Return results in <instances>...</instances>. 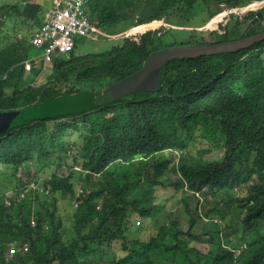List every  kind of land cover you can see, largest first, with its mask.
I'll return each mask as SVG.
<instances>
[{
    "label": "trees",
    "instance_id": "obj_1",
    "mask_svg": "<svg viewBox=\"0 0 264 264\" xmlns=\"http://www.w3.org/2000/svg\"><path fill=\"white\" fill-rule=\"evenodd\" d=\"M141 2L89 0L94 41L109 43L108 31ZM147 3L105 51L81 49L78 41L68 54L54 55L42 84L34 83L40 69L27 75L40 4L1 5L0 110L123 79L168 46L171 15L189 14L198 3L212 8L214 0ZM215 3L243 8L248 22L258 17L249 34L264 30V0ZM207 27V34L192 31L188 44L240 37L222 29L219 13L210 14ZM162 71L157 92L137 91L0 135V173L9 180L0 183V264H264V41L174 59ZM183 131L209 133L218 154L192 150Z\"/></svg>",
    "mask_w": 264,
    "mask_h": 264
},
{
    "label": "water",
    "instance_id": "obj_2",
    "mask_svg": "<svg viewBox=\"0 0 264 264\" xmlns=\"http://www.w3.org/2000/svg\"><path fill=\"white\" fill-rule=\"evenodd\" d=\"M258 20V17L251 20L249 28L238 39H226L214 44H180L156 50L144 60L140 69L101 90L81 91L78 88H66L39 104L0 110V135L30 121L60 114L80 113L92 106L105 104L137 91L157 92L166 78L162 68L171 60L238 52L263 42L264 30L249 34Z\"/></svg>",
    "mask_w": 264,
    "mask_h": 264
},
{
    "label": "rangeland",
    "instance_id": "obj_3",
    "mask_svg": "<svg viewBox=\"0 0 264 264\" xmlns=\"http://www.w3.org/2000/svg\"><path fill=\"white\" fill-rule=\"evenodd\" d=\"M25 2L28 3H32V4H36L39 3L40 4V11H39V18L41 21L44 20V17H42V11L45 10V7L49 6L50 4V0H24ZM148 0H142V2L140 3V7L138 10H136L135 12H127V18L125 20L120 21L119 23H117L115 25V27L111 28L108 33L110 34L109 37L108 34H106L105 38H107L109 41V43L115 39H118L122 36H124L128 31H129V27L130 25H132V16H138L141 15V12L143 13L144 7L148 8L149 4L147 3ZM152 1V0H150ZM156 0H154L155 2ZM22 0H0V6L4 5V4H14L17 5L19 8H24V3ZM49 2V3H48ZM152 8V7H151ZM149 8V10L151 9ZM214 8V9H213ZM223 8L224 6L221 4H217L215 3L214 0V5L212 6H207L204 3H198L191 11L189 14H185V15H177V14H173L170 17V21H169V29L167 31V33L165 32V34L163 35V39L166 45L168 46H172V45H180V44H188L190 41V34L192 31H197V32H205V34L208 33L209 28L207 27L208 24V20L210 18V14H216L218 15V13L223 12ZM49 10V9H48ZM245 14L243 16L238 17V20H236L235 18H233L230 21H226L224 19V22H222V29L223 27H227L224 31H227V33H229V35H235L238 34L240 32V34L242 32H244L247 28H249V23L246 19H245ZM27 21V20H26ZM19 23V19H12L7 21V25L8 26H12L13 23ZM26 23V22H25ZM25 23L23 25L24 30L26 29L25 27ZM264 24V22H263ZM248 26V27H247ZM6 28L8 27H4V31L6 30ZM9 29V28H8ZM39 28L35 29V31H37ZM34 31V32H35ZM234 31V32H233ZM18 36H22V32H20L18 34ZM95 36H97V33L95 34ZM240 36V35H239ZM103 39H105L104 37H102ZM209 40V39H207ZM81 49L84 50H96L98 52H103L106 49L109 48V43H106V41H90L88 39H85L81 41ZM167 46V47H168ZM30 66L27 68L28 72L27 75H30L32 77V70L35 68H38V64L33 60L32 64L29 63ZM32 66V67H31ZM51 73V68H46L43 71H40V73H38L36 75V77L34 78V83L37 84H42L44 82H46L47 79V75ZM210 124V131H211V127L213 129L214 125L211 121H209ZM184 135L187 136L186 131H183ZM217 136L218 133L216 134V140H217ZM76 137V136H74ZM188 138L192 139L193 144H191L190 146H192V150H197L199 148H206V149H210L209 151H206V155H212V154H218L217 151H215L216 149L213 150V145H217L218 143L217 141L213 140V137L209 134L206 133V135L203 136H199L196 138V136L194 137V135L192 136H187ZM223 138V137H222ZM198 140V143H197ZM195 141V143H194ZM219 142V141H218ZM178 156V153H177ZM150 167V171L152 172L154 170V166L152 163L149 164ZM175 175H172V178H175ZM162 178H166L165 176ZM9 182V180L6 178L5 174H1L0 173V183L3 182ZM10 187V185H9ZM170 188V187H169ZM11 190L9 189H4L5 193H10ZM157 194L160 198H164L168 195L167 191H165L164 188H158L157 189ZM193 205V203H192ZM205 246H207V244L205 242L200 241L198 243V247L204 249Z\"/></svg>",
    "mask_w": 264,
    "mask_h": 264
},
{
    "label": "built area",
    "instance_id": "obj_4",
    "mask_svg": "<svg viewBox=\"0 0 264 264\" xmlns=\"http://www.w3.org/2000/svg\"><path fill=\"white\" fill-rule=\"evenodd\" d=\"M89 0H51L46 19L31 37L36 51L27 62V68L34 60L43 71L49 67L54 55H66L81 39H97L94 23L87 13ZM243 8L227 10L222 18L230 21L244 15ZM158 31V35L163 34ZM32 67V66H31Z\"/></svg>",
    "mask_w": 264,
    "mask_h": 264
},
{
    "label": "clouds",
    "instance_id": "obj_5",
    "mask_svg": "<svg viewBox=\"0 0 264 264\" xmlns=\"http://www.w3.org/2000/svg\"><path fill=\"white\" fill-rule=\"evenodd\" d=\"M88 6H89V1H88ZM88 6H87V8H88ZM48 11H49V10H48ZM225 11H227V10H224V9H223V12H220V13H219V16H220V18L222 19V22H224V19L222 18V16H223V13H224ZM87 13H88V12H87ZM47 14H48V13H47ZM244 14H245V12H244ZM88 15H89V14H88ZM46 17H47V16H46ZM89 17H90V16H89ZM135 18H136V19L139 18V15H138V16H135ZM45 19H46V18H45ZM45 19H44V20H45ZM90 19H91V18H90ZM44 20H43V21H44ZM43 21H41V22L43 23ZM93 23H94V22H93ZM40 27H41V26H40ZM40 27H39V28H40ZM94 28H95V27H94ZM162 30H163L164 32L166 31L165 28H163V29H161V30H159V31H162ZM164 32H163V33H164ZM161 35H162V34H161ZM97 36H98V35H97ZM159 36H160V35H159ZM98 38H99V37H98ZM98 38H97V39H98ZM97 39H90V40H93V41H94V40H97ZM30 40H31V38H30ZM83 40H85V39H83ZM81 41H82V39L79 40V42H81ZM38 69H39V68H38Z\"/></svg>",
    "mask_w": 264,
    "mask_h": 264
},
{
    "label": "crops",
    "instance_id": "obj_6",
    "mask_svg": "<svg viewBox=\"0 0 264 264\" xmlns=\"http://www.w3.org/2000/svg\"><path fill=\"white\" fill-rule=\"evenodd\" d=\"M23 2H25L24 0H23ZM49 3V2H48ZM39 4V3H38ZM50 6H51V0H50V4H49V6H47V7H45V10H43L41 13H42V17H44V19L46 18V16H47V13H48V9L50 8Z\"/></svg>",
    "mask_w": 264,
    "mask_h": 264
}]
</instances>
